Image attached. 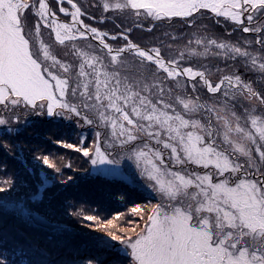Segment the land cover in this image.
Masks as SVG:
<instances>
[{
	"label": "snow or ice",
	"instance_id": "obj_1",
	"mask_svg": "<svg viewBox=\"0 0 264 264\" xmlns=\"http://www.w3.org/2000/svg\"><path fill=\"white\" fill-rule=\"evenodd\" d=\"M67 4L0 0V264H264V0ZM109 12L133 26L83 19ZM49 143L147 192L139 231L69 200L74 166Z\"/></svg>",
	"mask_w": 264,
	"mask_h": 264
},
{
	"label": "rangeland",
	"instance_id": "obj_2",
	"mask_svg": "<svg viewBox=\"0 0 264 264\" xmlns=\"http://www.w3.org/2000/svg\"><path fill=\"white\" fill-rule=\"evenodd\" d=\"M64 1H66L67 2V0H64ZM74 2H76L81 8H82V10L83 11H85L88 15H93V16H95V17H97V18H99V16H100V14H101V12H102V9H98L97 7H96V5L99 3V0H74ZM50 3H54L53 1L52 2H50ZM65 5V4H64ZM66 7H68L69 9L71 8V6H68V5H65ZM58 5L56 6V8H55V10L58 12ZM62 15V14H61ZM88 15H85L84 17H83V19L85 20V22L86 23H89V24H92L93 26H99V27H101L102 28V30H107V31H112L113 30V26H114V28L116 29V30H118L117 29V24H116V22L118 23V22H123V23H125L124 25H125V27H131L133 24H132V20L131 19H128V18H126V16H121L119 13H112V12H109V13H107V14H105V15H107V16H112L113 17V19H111V20H107L104 24H101V25H97L96 24V21L95 20H92V19H89L88 18ZM222 19V18H221ZM141 20H142V22L143 23H145L144 22V20H143V18H141ZM263 22H264V19H263ZM148 23V22H147ZM202 23H204V24H207V25H209V24H213V21L212 20H204V21H202ZM166 24V23H165ZM33 25H34V20H33ZM148 25V24H147ZM230 26H232V25H230ZM174 27L175 28H177V29H179L180 28V26L178 25V24H176V25H174ZM168 28V26L167 27H161V28H157V29H154V33H156V34H158V33H160L162 30H164V29H167ZM146 29L147 28H145V31L144 32H146V33H148L147 31H146ZM220 29L222 30V27L221 26H216V30H218V31H216L217 32V34L220 32ZM41 31H42V33H43V37H44V39L46 40V41H49V40H51V41H54V37H52V36H50L49 35V33H50V30L49 29H44L43 28V26L41 25ZM118 32H119V30H118ZM246 35V34H245ZM233 37H235V39H237L238 37H239V35H236V36H233ZM135 39H138L140 42H141V44H147V43H149V40H150V34L147 36V35H145V36H135L134 37ZM77 131L79 132V131H83L84 133H85V135H91L90 134V132H89V130L88 129H83V130H81V129H77ZM66 138V137H65ZM71 139L72 140H76L77 139V137L75 136V135H73L72 137H71ZM88 143L90 144L91 143V139H89V141H88ZM51 145H52V147H53V149H52V147H51ZM55 144H51V143H49V148L53 151V152H57L58 150H56V149H59L60 147L59 146H54ZM70 151V150H69ZM58 152H60V151H58ZM66 153V152H65ZM68 153V152H67ZM77 157V156H76ZM76 157H74L73 159L76 161V163L80 166V167H76L74 164H73V166L75 167V168H77L78 169V172L76 173V176H78V175H80V174H82L80 171H83V173L84 172H87V170L91 167L89 164H87V163H83L82 161H80L79 163H78V161L76 160L77 158ZM70 160H72V159H70ZM65 163H68L69 162V160H68V158H65V161H64ZM64 169H66V171H64L65 173H66V175L63 177V179H67V174H69L70 173V170L71 169H68V168H64ZM69 170V171H68ZM46 171H48V172H52V170H50V169H46ZM52 176L55 178V181H54V187H53V189L54 190H56V187H60V188H62L63 186L62 185H60V180H61V177L58 175V174H56L55 172H52ZM90 176H93V177H96V178H104V177H99V176H95V175H90ZM107 179V178H106ZM109 180H111V179H109ZM111 181H115V180H111ZM116 182H119V183H121V184H125V185H128V186H130V187H128L129 189H132L134 192H126V193H121V194H119L118 196L120 197V199L122 200L121 201V208L123 209L122 210V212H120V213H124L125 214V216H123V217H121V221H125V220H132L134 223L133 224H127V223H125V227H129V228H131V227H137V231H139V228L140 227H142L143 226V221L142 220H140L139 219V217H137V216H132L131 214H130V209L135 205V204H137V203H139V204H146V203H148V198H147V192H141V191H138L137 190V188H136V186L134 185V184H131V183H127V182H120V181H116ZM141 183H143V181H140ZM69 183H71V182H69ZM131 187H133V188H131ZM133 195V199H136V200H138V201H136V200H134V201H136V202H131V197L130 196H132ZM153 197H155V194H153ZM130 200V201H129ZM96 202V201H95ZM152 202L153 203H155L156 202V199L154 198L153 200H152ZM105 207H109L110 205L107 203V201H103V202H101ZM86 207V206H85ZM87 208V207H86ZM85 208V209H86ZM87 211H92V210H97V211H99L100 212V214H101V216H103L105 219H113L114 217H115V215L117 214V213H119V212H116V213H113V215H111V216H108V217H105V213H107L108 214V212H104V211H102V210H100L99 208H97V209H95V207H93V208H90L89 209V207L86 209ZM70 213H71V209H69V214L68 215H65V217H62L63 218V220H61V221H65V222H68L69 224H66L67 225V227L70 229V231H71V233H76V236L77 237H81L82 238V236H81V233H80V229H81V227H82V224L80 223V221L79 220H77V218L76 217H73V216H71L70 215ZM138 225V226H137ZM79 228V229H78ZM90 231V230H89ZM97 235H103V233H96Z\"/></svg>",
	"mask_w": 264,
	"mask_h": 264
},
{
	"label": "trees",
	"instance_id": "obj_3",
	"mask_svg": "<svg viewBox=\"0 0 264 264\" xmlns=\"http://www.w3.org/2000/svg\"><path fill=\"white\" fill-rule=\"evenodd\" d=\"M144 22H145L144 28H133L132 33H130V37L134 40V42L141 43L138 39L134 38L135 36L138 37V36H145V35L148 36L149 35V33L144 32L145 28L148 27L147 21H144ZM259 23H264L263 19L255 22L253 26H257ZM116 24H121V25L125 26L124 25L125 23H123V22L122 23L116 22ZM211 25L212 24H209L210 27H211ZM167 26H168V24H163L161 27H167ZM230 27H234V26H230ZM117 29L119 31H121L120 28L117 27ZM118 30H116L113 26V30L109 31V32L117 33ZM215 31H218V30H216V28H215ZM222 31H223V29L222 30L220 29V32L218 34L222 33ZM236 35L240 36L241 34L237 33ZM242 35L243 36H250L253 34H246V35L242 34ZM232 39L235 40V37H232ZM54 146L57 147L59 145L55 144ZM51 147H52V145H51ZM52 149H53V147H52ZM56 150L60 151V152H58L59 154H64L65 158H68V160L71 161V163L74 164L76 167H80L76 163V161L73 159L78 154L72 153L71 150L69 151L68 149H63V148H59ZM70 159H72V160H70ZM76 160L78 161V163L81 161L79 159H76ZM63 170L66 171V169H63ZM77 172H78V169L75 167H73V169L70 170L69 174L72 175L74 178H78V179H76V182L74 184H72V186L70 188H68L66 190L65 196H67V198L69 200H72V201L80 200V201L86 202L85 206L87 208L89 207V209L95 207V209L99 208L100 210H102L104 212H108V214L105 213V217L111 216V215H113V213H116V212H119V213L122 212V210H123L121 208V206H122L121 201L122 200L118 196L119 194L126 193V192L129 193L131 191L134 192L132 189L128 188V187H130L128 185L121 184V183L116 182V181H111V180L106 179V178H96V177L90 176L88 174V172L83 173V171H80L82 174L76 176ZM131 188H133V187H131ZM53 191H55V190L53 189ZM130 197H131V202H133V203L139 200V199L138 200L133 199V195ZM134 200H136V201H134ZM103 201H107V203L110 206L105 207L101 203ZM62 217H65V215H62ZM62 217L59 216L58 219L61 221V220H63ZM61 222L64 224H69L68 222H65V221H61ZM65 238L69 241H78V240L82 239L81 237H77L75 232L71 233V231H69L68 235Z\"/></svg>",
	"mask_w": 264,
	"mask_h": 264
},
{
	"label": "bare ground",
	"instance_id": "obj_4",
	"mask_svg": "<svg viewBox=\"0 0 264 264\" xmlns=\"http://www.w3.org/2000/svg\"><path fill=\"white\" fill-rule=\"evenodd\" d=\"M52 1L54 2V0H49V2H52ZM64 4L68 5L66 1H64ZM68 6H70V5H68Z\"/></svg>",
	"mask_w": 264,
	"mask_h": 264
}]
</instances>
